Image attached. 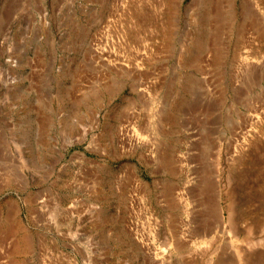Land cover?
<instances>
[{
  "label": "rangeland",
  "instance_id": "374dc122",
  "mask_svg": "<svg viewBox=\"0 0 264 264\" xmlns=\"http://www.w3.org/2000/svg\"><path fill=\"white\" fill-rule=\"evenodd\" d=\"M23 7L0 21V264H264V0Z\"/></svg>",
  "mask_w": 264,
  "mask_h": 264
},
{
  "label": "bare ground",
  "instance_id": "6f19581e",
  "mask_svg": "<svg viewBox=\"0 0 264 264\" xmlns=\"http://www.w3.org/2000/svg\"><path fill=\"white\" fill-rule=\"evenodd\" d=\"M26 1V0H25ZM32 3L36 0H31ZM37 3V2H36ZM39 4V3H38ZM24 0H9L6 2L5 6H2L1 9H0V21L1 19H3L4 17H12L14 15V13L16 11H18L19 9H23L24 7ZM5 18V19H7ZM23 19V17H22ZM8 20V19H7ZM7 22V21H6ZM5 22V23H6ZM3 75H4V78H5V72H3ZM8 75V74H6ZM9 76V75H8ZM11 77V76H10ZM8 81L12 80V78H6ZM208 185V184H207ZM206 186V184H205ZM210 186L207 187V190L209 189ZM201 188V187H200ZM203 189V188H202ZM174 192V190H173ZM205 194V192L203 193ZM210 211V210H209ZM240 257V264H247V261H245V259H243L241 257V255H239Z\"/></svg>",
  "mask_w": 264,
  "mask_h": 264
}]
</instances>
